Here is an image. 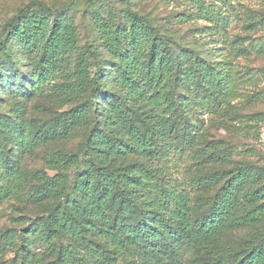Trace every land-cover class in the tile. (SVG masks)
<instances>
[{
  "label": "trees",
  "instance_id": "1",
  "mask_svg": "<svg viewBox=\"0 0 264 264\" xmlns=\"http://www.w3.org/2000/svg\"><path fill=\"white\" fill-rule=\"evenodd\" d=\"M180 1L190 9L178 23L201 19L208 24L198 33L206 36L223 27L214 5ZM71 7L30 0L0 34V95L7 89L27 100L49 95L60 106L71 105L31 138L16 137L18 116L0 113V202L32 179L29 196L39 212L19 232L18 264H264V168L245 162L223 168L225 152H210V168L192 177L202 194L191 198L150 165L161 142L176 135L170 118L190 110L176 99L180 77L203 89L219 111L235 99L243 76L228 62L176 45L130 7L88 11L91 32L81 45ZM179 53L194 60L193 69L177 70ZM106 72L111 88L103 83ZM100 95L105 102H98ZM80 126L86 130L77 152L57 151L50 169L21 168L20 157L37 144ZM16 238L13 230L0 232L9 245ZM34 243L45 245L41 253L32 254Z\"/></svg>",
  "mask_w": 264,
  "mask_h": 264
},
{
  "label": "rangeland",
  "instance_id": "2",
  "mask_svg": "<svg viewBox=\"0 0 264 264\" xmlns=\"http://www.w3.org/2000/svg\"><path fill=\"white\" fill-rule=\"evenodd\" d=\"M28 1L30 0H0V34L5 22ZM42 1L52 8L72 4L70 13L78 28L81 45L91 32L92 26L86 19L88 11L99 5L101 10L109 9L121 13L130 7L151 19L160 32L176 45L187 46L205 57L228 62V67L234 73L243 76L237 83L235 99L226 104L222 103L219 111L213 110L216 103L205 96L203 89L180 77L176 87V99L187 102L190 110L184 113L178 111L170 118L176 135L161 142L159 155L150 162L151 166L162 169V178L169 186L181 185L191 198L202 194V191L194 187L192 177L200 170L210 168L206 160L210 152H225L223 168H230L237 162L264 168V0H228L225 4L221 0H203L206 4L214 5L217 12L225 18L223 27L214 32L208 30L207 36L198 33L201 26L208 24L201 19L185 24L178 23L179 14L190 9L188 2L180 0H95L94 5L87 4V0ZM84 18L87 22L85 25ZM174 65L182 72L193 69L195 63L188 54L179 53ZM24 68L27 74V66ZM106 76L103 83L111 88L113 82L108 79V72ZM0 96V113L11 118L16 115L21 122L16 137L31 138L36 128L42 124L44 126L57 112H63L71 106H60L49 95H36L27 100L19 94L10 95L7 89ZM202 98L205 101L203 104ZM98 102H105L102 95ZM41 104L46 105L48 111H41ZM85 130L84 126H80L65 137L49 136V139L20 157L21 168L28 171L50 169L48 160L57 151L77 152ZM179 148H183L182 154L179 153ZM214 166L219 167L217 164ZM73 172V166L66 170L68 180ZM51 173L54 174L53 171ZM33 182L34 180H29L17 196L0 202V232L9 229L17 236L14 246L0 240V264L19 263L16 255V246L20 242L19 232L29 219L39 214L36 203L29 196V186ZM44 246L34 243L30 251L32 254L41 253ZM133 251L134 248H130L125 256L133 257Z\"/></svg>",
  "mask_w": 264,
  "mask_h": 264
}]
</instances>
